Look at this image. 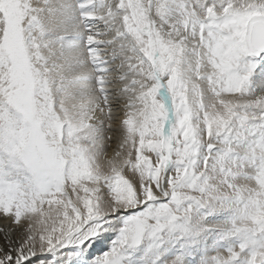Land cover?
I'll list each match as a JSON object with an SVG mask.
<instances>
[{
  "label": "snow or ice",
  "instance_id": "6c2138e0",
  "mask_svg": "<svg viewBox=\"0 0 264 264\" xmlns=\"http://www.w3.org/2000/svg\"><path fill=\"white\" fill-rule=\"evenodd\" d=\"M0 264H264V0H0Z\"/></svg>",
  "mask_w": 264,
  "mask_h": 264
}]
</instances>
